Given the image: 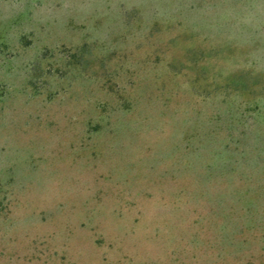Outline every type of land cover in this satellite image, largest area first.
Returning a JSON list of instances; mask_svg holds the SVG:
<instances>
[{
	"label": "rangeland",
	"instance_id": "1",
	"mask_svg": "<svg viewBox=\"0 0 264 264\" xmlns=\"http://www.w3.org/2000/svg\"><path fill=\"white\" fill-rule=\"evenodd\" d=\"M0 264H264V0H0Z\"/></svg>",
	"mask_w": 264,
	"mask_h": 264
}]
</instances>
